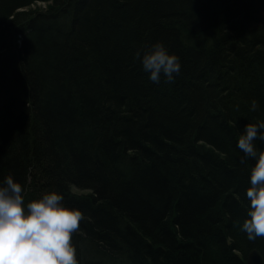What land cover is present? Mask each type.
<instances>
[{"label": "trees", "instance_id": "16d2710c", "mask_svg": "<svg viewBox=\"0 0 264 264\" xmlns=\"http://www.w3.org/2000/svg\"><path fill=\"white\" fill-rule=\"evenodd\" d=\"M157 42L179 58L172 83L142 67ZM8 54L0 184L11 175L26 203L55 191L84 214L79 264L116 239L123 264H247L251 247L264 259V237L242 230L255 160L237 145L264 121V0H0Z\"/></svg>", "mask_w": 264, "mask_h": 264}, {"label": "clouds", "instance_id": "9594fccd", "mask_svg": "<svg viewBox=\"0 0 264 264\" xmlns=\"http://www.w3.org/2000/svg\"><path fill=\"white\" fill-rule=\"evenodd\" d=\"M135 55L141 57L139 51ZM142 67L154 83L161 76L172 83L180 72L179 58L159 42L143 52ZM257 108L253 100L251 110ZM257 139L264 141V121L247 123L237 142L244 156L255 160L246 189L250 207L242 224L250 241L264 237V150H257ZM23 193L11 175L0 184V264H79L73 234L80 230L84 214L66 207L55 191L27 203Z\"/></svg>", "mask_w": 264, "mask_h": 264}, {"label": "bare ground", "instance_id": "6f19581e", "mask_svg": "<svg viewBox=\"0 0 264 264\" xmlns=\"http://www.w3.org/2000/svg\"><path fill=\"white\" fill-rule=\"evenodd\" d=\"M247 32L249 33L250 36H252L253 40H256L257 37L260 36V34H259L260 31H258L257 29H255L254 31H247ZM216 33H217L218 38L221 39L223 35L222 34L219 35L218 32H216ZM228 38L230 40H232V39L234 40L235 39L234 36L227 35V36H225L224 40L225 39L228 40ZM8 58H9V54L6 55L4 58H0V63H1V60L2 59L7 60ZM25 124L27 126V129H29L30 127L32 128L33 133L37 137L38 131L35 128L34 122H32V121L29 120V121H27V123L25 122ZM38 130L39 131H42V129L40 127L38 128ZM30 136L32 137L33 140H31L32 142H31V145L29 146V152H30L29 155L31 156V158H34L36 156V154H37V152H36V146L33 144L34 141H35L34 138H36V137L33 136L31 134V132H30ZM119 162L122 164L121 159L119 160ZM27 180L29 181V177L27 178ZM31 180H30V182H31ZM25 184H26V182H25ZM26 186H27V184H26ZM30 193H31V195H33V190L28 191L27 196ZM78 232H82V231L79 230ZM82 233H84V232H82ZM110 238H111V240H113L112 236H110ZM109 243H111V242H108V243L102 242L101 243V245L104 248V251H103V254L100 256L99 260L97 261V264H108L109 261L116 262L117 264H119V263L120 264H123V261L121 262L122 259H120V257H118V256L119 255H123V256L125 255L124 257H127L128 253L126 252V250L128 249V245L126 244V242H124L123 240H119V239L113 240L112 241V244H109ZM73 244L76 247L77 252H78L79 250H85V248L87 247V245L89 243H87V241L85 239L84 240H80L79 238H76L75 235H73ZM251 248L252 249H250V251L248 252V254H250L251 251H258L257 248H254V247H251ZM248 254H247V256H248ZM87 255H88V253L86 254V256ZM246 259H247V257H246ZM146 263L151 264V262L149 260H146Z\"/></svg>", "mask_w": 264, "mask_h": 264}, {"label": "water", "instance_id": "95a60500", "mask_svg": "<svg viewBox=\"0 0 264 264\" xmlns=\"http://www.w3.org/2000/svg\"><path fill=\"white\" fill-rule=\"evenodd\" d=\"M248 264H264V259L259 251H251L247 256Z\"/></svg>", "mask_w": 264, "mask_h": 264}, {"label": "rangeland", "instance_id": "374dc122", "mask_svg": "<svg viewBox=\"0 0 264 264\" xmlns=\"http://www.w3.org/2000/svg\"><path fill=\"white\" fill-rule=\"evenodd\" d=\"M36 6H39V7H41V8L43 7L42 4H37ZM74 191L77 192L78 194H81V193H82V194H85V193H87L86 191H80V190L77 191V190H75V189H74Z\"/></svg>", "mask_w": 264, "mask_h": 264}]
</instances>
